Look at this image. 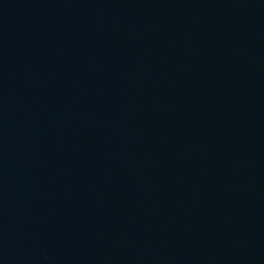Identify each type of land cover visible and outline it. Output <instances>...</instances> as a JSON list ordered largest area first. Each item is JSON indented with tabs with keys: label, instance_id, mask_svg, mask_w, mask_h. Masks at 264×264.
Instances as JSON below:
<instances>
[{
	"label": "water",
	"instance_id": "obj_1",
	"mask_svg": "<svg viewBox=\"0 0 264 264\" xmlns=\"http://www.w3.org/2000/svg\"><path fill=\"white\" fill-rule=\"evenodd\" d=\"M0 264H264V0H0Z\"/></svg>",
	"mask_w": 264,
	"mask_h": 264
}]
</instances>
